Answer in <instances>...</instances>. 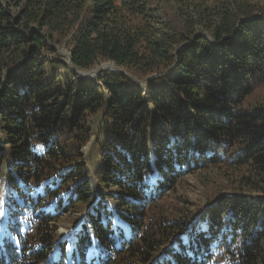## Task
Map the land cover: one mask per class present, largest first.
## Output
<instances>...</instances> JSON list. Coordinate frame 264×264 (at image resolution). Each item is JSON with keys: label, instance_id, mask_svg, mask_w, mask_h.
<instances>
[{"label": "trees", "instance_id": "obj_1", "mask_svg": "<svg viewBox=\"0 0 264 264\" xmlns=\"http://www.w3.org/2000/svg\"><path fill=\"white\" fill-rule=\"evenodd\" d=\"M162 2L0 0V264H264V5L193 2L162 29ZM106 61L130 75L76 72ZM210 168L235 195L168 211Z\"/></svg>", "mask_w": 264, "mask_h": 264}, {"label": "rangeland", "instance_id": "obj_2", "mask_svg": "<svg viewBox=\"0 0 264 264\" xmlns=\"http://www.w3.org/2000/svg\"><path fill=\"white\" fill-rule=\"evenodd\" d=\"M159 7H162V0H155ZM220 0H167L169 4L168 11H160L158 14L157 25L159 28H166L169 25V21H177L180 7L187 8L193 2H200L205 5L212 6L219 2ZM248 1L252 4H260L264 5V0H242ZM210 40V35L205 33ZM69 52L66 48H59L58 56L61 57L69 66H71L69 62ZM51 55V54H50ZM114 62L106 61L101 62L90 69H76L77 71H101L100 68L104 67L105 69L102 72L110 71ZM124 70L123 67L119 66ZM57 71L61 73H66V70L59 66ZM78 73V72H77ZM79 75V74H78ZM81 76V75H79ZM99 75H94L91 78L97 80ZM84 77V76H81ZM86 78V77H84ZM254 100L259 99L261 95L264 94V90L261 87H258L255 91ZM97 129L99 126H95ZM97 138V132L94 131V135L91 138V141L84 147V155L80 162H86V165L91 168L93 156H94V148L93 143ZM93 148V149H92ZM1 173V172H0ZM90 175L93 176V172H90ZM232 178L228 179L227 176L223 174V172L215 169H201L196 171L194 174H189L183 177L178 181L176 185L175 192L171 194H167L166 204L168 205V211L173 210L172 212L178 213L180 219L191 216L196 211H202L206 209L207 206L210 205V199H213L216 195L222 193L224 195H235L233 193L236 192L235 189H238ZM6 186H4L2 181V174H0V194L4 192ZM95 197L100 196L99 186L96 188ZM238 193V192H237ZM247 193H251L247 191ZM254 194H251V196ZM84 206L77 207L76 212L68 213L66 216H63L59 222H56V227L58 233L63 236L69 235L75 228L80 224L78 218H80V213L83 211ZM175 210V211H174ZM174 213V214H175ZM177 215V214H175Z\"/></svg>", "mask_w": 264, "mask_h": 264}, {"label": "water", "instance_id": "obj_3", "mask_svg": "<svg viewBox=\"0 0 264 264\" xmlns=\"http://www.w3.org/2000/svg\"><path fill=\"white\" fill-rule=\"evenodd\" d=\"M69 56V62L70 64L72 65V54L69 53L68 54ZM105 68H100L101 71H95V70H89V71H77L79 75L81 76H84L86 78H91L93 77L94 75H100L102 74V71L104 70ZM110 71L112 72H115V73H121V74H125V75H130L128 74L125 70H123L122 68H120L118 65L114 64L112 65V68H110ZM132 77V76H131ZM141 82V81H139Z\"/></svg>", "mask_w": 264, "mask_h": 264}, {"label": "bare ground", "instance_id": "obj_4", "mask_svg": "<svg viewBox=\"0 0 264 264\" xmlns=\"http://www.w3.org/2000/svg\"><path fill=\"white\" fill-rule=\"evenodd\" d=\"M102 68H104V67H102Z\"/></svg>", "mask_w": 264, "mask_h": 264}]
</instances>
